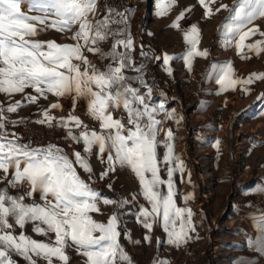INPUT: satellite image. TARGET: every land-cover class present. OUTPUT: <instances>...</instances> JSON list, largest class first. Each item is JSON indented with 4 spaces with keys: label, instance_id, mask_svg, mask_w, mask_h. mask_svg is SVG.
Returning a JSON list of instances; mask_svg holds the SVG:
<instances>
[{
    "label": "snow or ice",
    "instance_id": "obj_1",
    "mask_svg": "<svg viewBox=\"0 0 264 264\" xmlns=\"http://www.w3.org/2000/svg\"><path fill=\"white\" fill-rule=\"evenodd\" d=\"M174 2L156 0L157 16H165ZM198 3L205 18L221 11L228 13L219 30L224 45L234 46L241 59L250 58L247 53H264V30L256 23L264 20V0ZM132 11L106 3L101 14L99 0H0V94L8 101L7 106L0 102V184L4 185L0 187V264H18L14 257L23 258L27 264H71L70 248L83 264H132L119 241L125 215L122 210L130 201L102 196L91 186L89 158L94 150L100 162L107 165L99 179H105L117 166L128 168L137 178L139 195L147 206L140 205L126 214L135 215L148 231L154 223L162 222L170 245L178 247L192 239L194 213L187 206L191 194L184 196V207L175 199L174 175L185 173L183 158L174 154V133L164 126L167 121L179 123L181 118L174 110L168 111L163 100H153L156 89L144 78L145 65L136 64L134 41L128 30ZM185 11L170 27H178ZM49 30L71 42L37 38ZM197 31V26L191 25L190 34L184 36L189 49L183 59L189 67L194 56L208 55L196 48ZM257 36L260 38L253 39ZM109 41L110 50L105 52L102 45ZM87 54L109 62L98 65ZM140 55L143 59H161L150 55L143 45ZM173 59L163 55L165 65ZM211 68L219 73L215 82L222 91L264 80V73L236 77L230 63L212 64ZM16 95L22 99L14 100ZM49 95L56 97V102L43 109L41 119L35 122L64 129L65 138L82 145V151L73 150L70 156L57 144L34 146L7 130L8 124L16 126L24 121L10 120L6 113H17ZM68 97L72 110L67 116L54 117L51 111L62 109L59 100ZM259 98L264 99V94ZM81 99L86 101L87 117L98 128L73 114ZM160 147L165 149L163 157L158 153ZM165 166L166 180L161 176ZM78 168L89 174L88 181ZM108 187L111 189V184ZM19 189L24 191L10 194V190ZM257 193L264 195V186L258 187ZM101 203L115 209L106 222L93 215L102 214ZM29 223L32 232L45 239L27 235L25 226ZM250 223L254 234L246 238L248 247L264 257V214L253 216ZM123 235L128 238L127 233ZM149 240L146 234L145 241ZM153 264L166 261L154 260Z\"/></svg>",
    "mask_w": 264,
    "mask_h": 264
},
{
    "label": "rangeland",
    "instance_id": "obj_2",
    "mask_svg": "<svg viewBox=\"0 0 264 264\" xmlns=\"http://www.w3.org/2000/svg\"><path fill=\"white\" fill-rule=\"evenodd\" d=\"M219 2L230 4L231 0H218ZM129 8L133 10L128 30L134 41V52H137L134 59L137 65L141 64V61L144 62V78L156 89L152 98L154 101L164 98L167 110H174L177 117L181 118L179 123L167 121L164 126L172 129L174 133V154L183 158L185 169L183 176L180 173L174 175V190L178 193L175 197L176 203L184 207V196L191 194L187 206L194 213L196 234L192 233V239L178 247L170 245L162 222L154 223L152 230L148 231L138 222L135 215L126 214L138 209L140 205L147 206L139 191L134 195L136 200L132 201L123 186H116L113 187L116 188V193L112 192V188L107 189L108 197L130 201L122 210L125 215L122 217V235L119 241L132 264H153L154 260L161 259L165 260L166 264H204L208 259H216L215 256H220L221 253L230 256L235 253L237 246L221 245L218 239H233L236 235H241V239L237 237L241 240L237 245L243 249L248 246L246 238L249 236L240 230L232 232L228 227L232 225L245 229L243 221H240L244 219L239 216L240 211L257 210L262 202H256L259 195L257 189L262 180L259 174L261 169H264L263 157L258 156L256 148L262 140H256L252 134L259 128L258 124L252 123L256 101L259 102V97L264 94V80H256L246 88L242 85L243 87L237 86L235 90L228 91H222L215 82L219 73L211 68L212 64L230 63L236 75L237 68H234L233 64L243 61L234 46L224 45L219 30L227 12L221 11L205 18L204 9L198 0H175L170 11L163 17L156 14V0H136ZM182 11H185V16L179 21L178 27H170ZM256 23L264 30V20H258ZM191 25H196L198 29L197 50L206 51L208 55L194 56L189 67L183 56L189 49L184 36L189 32ZM58 36L64 38L62 34ZM43 37L42 33L37 38L41 40ZM259 38L257 36L253 39ZM250 42L252 41H246ZM141 45L150 55L160 56L161 59H143L140 55ZM105 46L106 43L102 45L104 51ZM164 54L175 59L165 65ZM87 55L98 65H106L109 62L92 54ZM247 55L258 60L260 66L258 69L249 70L245 78L250 73H264V53ZM13 99L21 100L22 97L16 95ZM0 102L5 106L8 104L2 94ZM30 109V106L22 107L17 113L6 115L10 120L29 119ZM12 126L7 125L9 132H14ZM13 127L17 128V125ZM164 151L163 147L158 149L161 157ZM119 168L122 176L115 182L124 183L125 168ZM130 174L133 181L138 182L131 171ZM161 176L167 179L166 166ZM124 233L128 234V238H125ZM146 234L150 237L147 242ZM243 252L245 254V251Z\"/></svg>",
    "mask_w": 264,
    "mask_h": 264
},
{
    "label": "crops",
    "instance_id": "obj_3",
    "mask_svg": "<svg viewBox=\"0 0 264 264\" xmlns=\"http://www.w3.org/2000/svg\"><path fill=\"white\" fill-rule=\"evenodd\" d=\"M127 8H129V6H127ZM44 37L41 39L42 41H46L49 39H54L56 40L58 43H70V40H67L65 38H59V34L55 31L49 30L46 33H43ZM222 36V35H221ZM221 42H223L221 40ZM110 44L111 41L106 43L105 46V51H109L110 50ZM136 51V50H135ZM135 53L137 52H133V57H135ZM97 61V60H96ZM143 63L144 62H140ZM234 68H237L236 70V77L239 78H245L247 72L249 70L252 69H258V67L260 66V62L258 63V60H255L254 57H250L248 59H243V61H239V62H234L233 64ZM129 75H135L134 72H129L127 73ZM210 76V77H209ZM209 78L212 79V76L209 74ZM243 87V86H242ZM244 87L246 88L247 85H244ZM209 89V88H208ZM31 91V90H29ZM158 93V92H157ZM241 93V92H240ZM161 99H163L164 101H166L164 98L161 97ZM57 98L53 97L51 95L48 96V99H39L37 104H32L29 105L31 107L30 109V115L28 116L30 119H33L34 121L40 120L41 119V115L40 112L43 109H47L49 108L51 103L56 102ZM59 103L62 105V109L60 110H52L51 114L56 117L59 118L60 116H67V114L69 113V111L72 110V99L70 97L68 98H61L59 100ZM257 106L254 107L253 109V117H254V121L252 123L253 124H258L259 128L257 129L256 133H252L254 134V136L256 137L255 139L258 141L262 142L260 144H258L259 146L256 148L258 156H262L263 160H264V99L260 98V101L257 102ZM74 115L78 116L84 123L89 124L91 127L94 128H98V125L90 120L87 115H86V101L81 99L77 102L76 104V108L75 111L73 113ZM252 114V113H251ZM46 124V123H45ZM10 125V124H8ZM13 131L17 132V128L13 127ZM7 130L9 131V127H7ZM64 134L66 136V131L63 129ZM263 131V132H262ZM259 137H261V139H258ZM82 145H76V148L74 149L75 151H82ZM66 152H68V154L71 156L72 151H68L65 149ZM89 162L91 167L93 168V173H92V181H91V186L98 190L102 196L108 197V195L106 194L107 189H110L108 187L109 184H111V188H112V192L114 193L116 190V188L114 189L113 187L119 186L120 188L123 186L124 190L126 192V194L129 197H133L136 193H138L139 190H137L139 184L137 181H133V179L131 178L132 175L130 174V170L128 168H125V182L123 183L122 181H119V183L115 182L118 178L119 180L121 179L122 173H120V168L116 167L115 171L110 173L107 177H105V179L101 180L99 179L100 173H102L103 171H105L107 165L104 163H101L100 160L97 158V155L95 153V150L93 152V154L91 155V157L89 158ZM78 172L80 173L81 177L88 181L89 179V174L84 173L82 169H77ZM260 177H262V180L260 181V186H264V169H261V172L259 174ZM0 187H4V185L0 184ZM24 191V189H19V190H10V194L12 195H18L21 194ZM116 193V192H115ZM110 198V197H109ZM38 199V196H37ZM264 195H257L256 197V202H261L260 203V209L258 208L257 210H241L239 216L244 218L241 219L240 221H243L244 225H245V229H240L237 227H233L232 225H230L228 227V230L232 231L233 230H240L243 234H245L246 236L252 237L254 234V229L252 227V224L250 223V219L253 216H258L260 214H264ZM26 202H30V201H26ZM100 208H101V213L102 214H93L94 218L98 221H104L106 222V220L108 219V217L112 214V212L115 210L113 206H106L103 205L102 203L100 204ZM245 216V217H244ZM193 220L195 222V217L193 216ZM21 230L19 228L16 229L17 234H19ZM238 232V231H237ZM25 233L27 235L32 236L34 239H45L44 237H40L35 235L32 232V224L29 223L25 226ZM241 233V234H242ZM195 234H196V229H195ZM239 239H241V235H236ZM233 238V239H229L227 237H222L219 238V242L221 243V245H229L230 247H234L237 246V249H234L235 253L227 256L225 253H221L219 254L220 256H215L216 259H208L207 261L204 262V264H240L241 261H252V264H264V257H261L258 255L257 252H255L254 250L250 249L248 246H246L244 249L242 246L237 245V243L241 242V240H238V238ZM245 251V254L244 252ZM68 253L69 255L72 257L71 259V264H83V259L79 256L76 255L75 251L73 249H68ZM14 259L17 260L18 264H27V262L21 258V257H14ZM38 264H45L44 261H38Z\"/></svg>",
    "mask_w": 264,
    "mask_h": 264
},
{
    "label": "built area",
    "instance_id": "obj_4",
    "mask_svg": "<svg viewBox=\"0 0 264 264\" xmlns=\"http://www.w3.org/2000/svg\"><path fill=\"white\" fill-rule=\"evenodd\" d=\"M101 5V14L104 12V5L116 6L125 9L136 3V0H99ZM23 123L17 125V132L22 137V142L31 141L34 146L47 145L49 143L57 144L61 148L73 151L76 144L66 139L64 131L60 127H49L47 124H38L32 119H23Z\"/></svg>",
    "mask_w": 264,
    "mask_h": 264
},
{
    "label": "water",
    "instance_id": "obj_5",
    "mask_svg": "<svg viewBox=\"0 0 264 264\" xmlns=\"http://www.w3.org/2000/svg\"><path fill=\"white\" fill-rule=\"evenodd\" d=\"M241 94V93H240Z\"/></svg>",
    "mask_w": 264,
    "mask_h": 264
}]
</instances>
